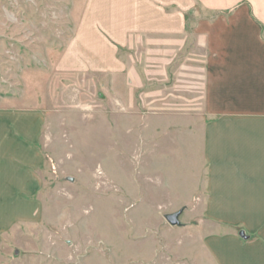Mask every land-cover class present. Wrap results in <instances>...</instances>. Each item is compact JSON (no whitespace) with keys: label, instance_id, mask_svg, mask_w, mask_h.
Here are the masks:
<instances>
[{"label":"crops","instance_id":"crops-1","mask_svg":"<svg viewBox=\"0 0 264 264\" xmlns=\"http://www.w3.org/2000/svg\"><path fill=\"white\" fill-rule=\"evenodd\" d=\"M67 6L74 28L58 63L68 77L89 68L105 72L106 86L125 88L115 100L126 108L134 100L194 104L184 116L166 106L147 112L185 118L171 131L158 124L150 135L188 131L200 146L191 263L264 264V0H68ZM18 102L0 97V199L19 200L7 204L0 232L23 214L36 218L43 187L37 142L43 120L54 117L52 108Z\"/></svg>","mask_w":264,"mask_h":264},{"label":"rangeland","instance_id":"rangeland-1","mask_svg":"<svg viewBox=\"0 0 264 264\" xmlns=\"http://www.w3.org/2000/svg\"><path fill=\"white\" fill-rule=\"evenodd\" d=\"M67 4L0 0V97L54 110L37 142L41 206L35 220L23 214L0 232V264H192L190 208L200 202L192 191L201 174L200 146L188 131L148 132L156 133L158 124L176 128L194 104L148 106L137 99L139 88L138 101L126 108L115 100L125 88L106 86L105 72L89 68L68 77L58 63L74 28ZM158 106L183 116L148 117ZM18 201L0 199L1 229L7 204ZM180 209L182 225L173 226L165 215Z\"/></svg>","mask_w":264,"mask_h":264},{"label":"water","instance_id":"water-1","mask_svg":"<svg viewBox=\"0 0 264 264\" xmlns=\"http://www.w3.org/2000/svg\"><path fill=\"white\" fill-rule=\"evenodd\" d=\"M184 209H180L173 213H168L165 215L166 220L173 226L182 225L180 216L182 215Z\"/></svg>","mask_w":264,"mask_h":264}]
</instances>
